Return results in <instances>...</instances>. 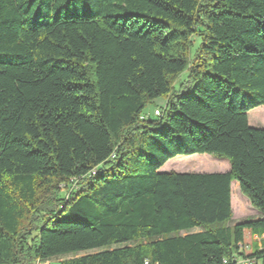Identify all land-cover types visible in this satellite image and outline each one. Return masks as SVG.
<instances>
[{"label":"trees","instance_id":"1","mask_svg":"<svg viewBox=\"0 0 264 264\" xmlns=\"http://www.w3.org/2000/svg\"><path fill=\"white\" fill-rule=\"evenodd\" d=\"M262 106L264 0H0V264H264Z\"/></svg>","mask_w":264,"mask_h":264},{"label":"rangeland","instance_id":"2","mask_svg":"<svg viewBox=\"0 0 264 264\" xmlns=\"http://www.w3.org/2000/svg\"><path fill=\"white\" fill-rule=\"evenodd\" d=\"M193 46L191 48V55L194 54L196 48L198 47L200 40L197 37L192 38ZM186 72L181 74L179 82L186 79ZM178 82V81H177ZM177 82L175 87H177ZM164 99H157L151 105L147 106L144 110L146 114L152 113L153 109L161 108L164 106ZM248 123L252 128H264V107H259L248 112ZM178 158V159H176ZM228 164L225 160L215 158L209 155H191V156H177L164 164V166L159 169L158 172L161 173H221L225 172ZM230 197H231V210L232 217L231 220L226 224L227 226H234L246 221H253L260 218V214L250 207L247 200L240 194L237 183L233 181L230 186ZM200 229L192 230L190 233L199 232ZM185 233H181L184 235ZM254 244L252 235L248 232L245 233L243 250L248 253L252 245ZM114 248V247H113ZM101 250H94L89 252L78 253L75 255L60 256L53 258L47 262H37L35 264H58L59 262L78 258L84 255L99 252Z\"/></svg>","mask_w":264,"mask_h":264},{"label":"built area","instance_id":"3","mask_svg":"<svg viewBox=\"0 0 264 264\" xmlns=\"http://www.w3.org/2000/svg\"><path fill=\"white\" fill-rule=\"evenodd\" d=\"M154 114H155V116H158L159 110H156L154 112ZM243 248H244L243 246L240 247L241 252H244ZM244 253H246V251ZM236 264H257V262L255 260L249 259V258H240V259L236 260Z\"/></svg>","mask_w":264,"mask_h":264},{"label":"crops","instance_id":"4","mask_svg":"<svg viewBox=\"0 0 264 264\" xmlns=\"http://www.w3.org/2000/svg\"><path fill=\"white\" fill-rule=\"evenodd\" d=\"M228 170V167L226 169V171ZM225 171V172H226ZM223 173V172H221ZM238 186V185H237ZM245 236V235H244ZM253 238V241H254V244L252 245L251 248H253L254 246H257L258 248H260L263 244H264V235H261V236H256V235H253L252 236ZM251 248L249 250H251ZM250 252V251H249Z\"/></svg>","mask_w":264,"mask_h":264}]
</instances>
